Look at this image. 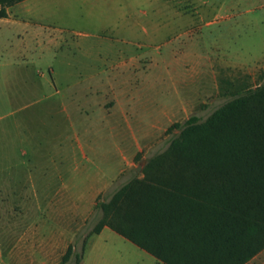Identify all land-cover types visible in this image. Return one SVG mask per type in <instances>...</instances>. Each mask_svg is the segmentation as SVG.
<instances>
[{"label":"rangeland","instance_id":"obj_1","mask_svg":"<svg viewBox=\"0 0 264 264\" xmlns=\"http://www.w3.org/2000/svg\"><path fill=\"white\" fill-rule=\"evenodd\" d=\"M6 12L0 264H74L62 256L81 250L97 200L164 150L171 126L264 80V0H23ZM80 264L163 263L106 228ZM246 264H264V249Z\"/></svg>","mask_w":264,"mask_h":264},{"label":"trees","instance_id":"obj_2","mask_svg":"<svg viewBox=\"0 0 264 264\" xmlns=\"http://www.w3.org/2000/svg\"><path fill=\"white\" fill-rule=\"evenodd\" d=\"M21 1L0 0V18ZM171 127L164 150L97 200L100 217L62 262L80 264L104 226L165 264H246L264 249V80Z\"/></svg>","mask_w":264,"mask_h":264},{"label":"crops","instance_id":"obj_3","mask_svg":"<svg viewBox=\"0 0 264 264\" xmlns=\"http://www.w3.org/2000/svg\"><path fill=\"white\" fill-rule=\"evenodd\" d=\"M106 228H109V227H107V226H104L102 229H101V231H103L104 229H106ZM110 229V228H109ZM112 230V229H111ZM100 231V232H101ZM99 232V233H100ZM115 232V231H114ZM98 233V234H99ZM124 238V237H123ZM127 240V239H126ZM129 241V240H128ZM131 242V241H130ZM134 244V243H133ZM135 245V244H134ZM137 246V245H136ZM138 247V246H137ZM140 248V247H139ZM141 249V248H140ZM143 250V249H142ZM145 251V250H144ZM146 252V251H145ZM146 253H148V252H146ZM149 254V253H148ZM149 255H151V254H149ZM152 256V255H151ZM156 261H158V262H160V263H163L162 261H160V260H158V259H156L154 256H152ZM163 264H165V263H163Z\"/></svg>","mask_w":264,"mask_h":264},{"label":"water","instance_id":"obj_4","mask_svg":"<svg viewBox=\"0 0 264 264\" xmlns=\"http://www.w3.org/2000/svg\"><path fill=\"white\" fill-rule=\"evenodd\" d=\"M137 170H140V166H138Z\"/></svg>","mask_w":264,"mask_h":264}]
</instances>
